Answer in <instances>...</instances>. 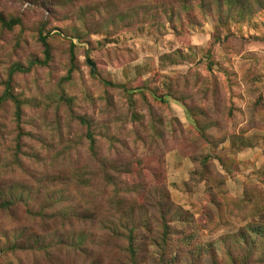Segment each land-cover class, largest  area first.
Masks as SVG:
<instances>
[{
    "label": "rangeland",
    "instance_id": "1",
    "mask_svg": "<svg viewBox=\"0 0 264 264\" xmlns=\"http://www.w3.org/2000/svg\"><path fill=\"white\" fill-rule=\"evenodd\" d=\"M0 264H264V0H0Z\"/></svg>",
    "mask_w": 264,
    "mask_h": 264
},
{
    "label": "trees",
    "instance_id": "2",
    "mask_svg": "<svg viewBox=\"0 0 264 264\" xmlns=\"http://www.w3.org/2000/svg\"><path fill=\"white\" fill-rule=\"evenodd\" d=\"M10 24H12V23H10ZM10 24H8V25H10ZM40 41L42 42V44L45 47H47V38L46 37H43V36L40 37ZM75 48H76V44H75L74 40L72 39L71 45H70V50H69L72 63L75 60ZM46 56H49V52L48 51H46ZM91 145H93V140L91 141ZM129 246L132 247V242H130Z\"/></svg>",
    "mask_w": 264,
    "mask_h": 264
},
{
    "label": "water",
    "instance_id": "3",
    "mask_svg": "<svg viewBox=\"0 0 264 264\" xmlns=\"http://www.w3.org/2000/svg\"><path fill=\"white\" fill-rule=\"evenodd\" d=\"M87 62H88V64H89V65H91V66H92V68H93V71H94V70H95V65H94V64H93V63H92L90 60H88Z\"/></svg>",
    "mask_w": 264,
    "mask_h": 264
}]
</instances>
